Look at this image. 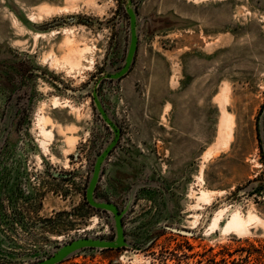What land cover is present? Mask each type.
<instances>
[{"label": "rangeland", "instance_id": "374dc122", "mask_svg": "<svg viewBox=\"0 0 264 264\" xmlns=\"http://www.w3.org/2000/svg\"><path fill=\"white\" fill-rule=\"evenodd\" d=\"M101 113L125 246L57 264H264V0H0V264L115 239Z\"/></svg>", "mask_w": 264, "mask_h": 264}, {"label": "water", "instance_id": "95a60500", "mask_svg": "<svg viewBox=\"0 0 264 264\" xmlns=\"http://www.w3.org/2000/svg\"><path fill=\"white\" fill-rule=\"evenodd\" d=\"M134 23V15L131 13V24L133 27ZM136 51V34L134 30L131 31V41L129 44L127 56L125 59V64L123 68L117 72L115 75L112 76V78H120L121 76L125 75L127 71L129 70L134 54ZM102 112V111H101ZM104 120L109 124V126L114 130L115 132V138L114 140L105 148V150L98 156L93 173L91 175V178L89 180L87 190H86V200L88 204L97 210H105L108 212H111L114 215V221H115V231L116 236L114 240H105L101 238H78L75 239L61 247H59L51 256L38 261L34 264H57L63 261L64 259L68 258L70 255L83 250V249H118L123 246H125V238L123 234V228L121 224V214L117 211L116 207L113 206L110 203H104V202H96L93 198L95 186L99 177L100 168L102 165L103 160L108 155L109 151L115 146L118 140V134L115 129V126L106 118L104 113H101Z\"/></svg>", "mask_w": 264, "mask_h": 264}, {"label": "bare ground", "instance_id": "6f19581e", "mask_svg": "<svg viewBox=\"0 0 264 264\" xmlns=\"http://www.w3.org/2000/svg\"><path fill=\"white\" fill-rule=\"evenodd\" d=\"M70 41H71L70 38H67L65 41L66 45H69V43L71 44L72 41L71 42ZM72 54H73V52H72ZM72 63H73V61H72ZM56 104H57V102L55 99L53 102V105H56ZM40 121L43 123L47 122V121H45L44 117H41ZM41 133L45 138H51L52 137L51 131H46L43 127L41 128ZM208 196H209V194L205 190H200L198 200L207 201L209 198ZM220 216H221V211L212 220V227L213 228L214 227L216 228L219 226L218 223H219ZM257 221L259 222L260 220L250 212H248L244 217L239 212H234V213L232 212L230 217L225 222L224 226L221 228V231H223L224 233L232 232V233H236V234H242V233H245L248 231V226L251 224V222H257Z\"/></svg>", "mask_w": 264, "mask_h": 264}]
</instances>
